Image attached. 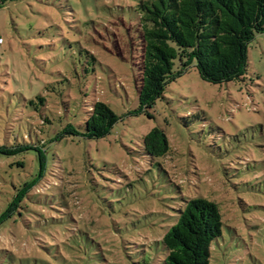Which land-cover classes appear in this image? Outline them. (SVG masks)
Listing matches in <instances>:
<instances>
[{
    "label": "rangeland",
    "instance_id": "374dc122",
    "mask_svg": "<svg viewBox=\"0 0 264 264\" xmlns=\"http://www.w3.org/2000/svg\"><path fill=\"white\" fill-rule=\"evenodd\" d=\"M137 2L0 6V145L38 148L0 155V213L39 172V151L43 165L24 217L0 226V264H162L154 241L194 197L216 202L224 222L210 264H264V32L242 80L206 82L191 62L140 111ZM96 101L119 117L106 136L55 140L67 124L82 133ZM153 127L168 139L161 157L143 147Z\"/></svg>",
    "mask_w": 264,
    "mask_h": 264
},
{
    "label": "trees",
    "instance_id": "16d2710c",
    "mask_svg": "<svg viewBox=\"0 0 264 264\" xmlns=\"http://www.w3.org/2000/svg\"><path fill=\"white\" fill-rule=\"evenodd\" d=\"M10 1L13 0H0V6ZM133 11L136 22L129 25L133 30L129 47L138 46L140 53V111L154 105L167 83L184 72L191 62L206 82L242 80L247 68L248 45L256 34L264 32V0H138ZM175 61L179 62L176 70ZM37 99L44 100L42 96ZM118 119L106 103L96 101L89 107L82 133L67 124L55 140L67 135L99 139L110 132ZM142 142L150 157L164 156L170 148L165 132L159 127L146 133ZM28 149L38 148L0 145V155L10 156ZM41 158L39 151V172L16 188L0 213V226L16 213L22 219V210L28 211L33 201L31 193L36 191L34 187L41 188L43 183ZM61 188V196L67 197ZM184 202L177 210L176 221L167 225L160 239L154 241L164 248L162 264H210L212 242L221 236L224 225L220 208L205 197L188 198Z\"/></svg>",
    "mask_w": 264,
    "mask_h": 264
}]
</instances>
